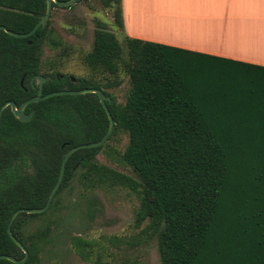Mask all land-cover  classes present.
Returning <instances> with one entry per match:
<instances>
[{
    "label": "trees",
    "instance_id": "trees-1",
    "mask_svg": "<svg viewBox=\"0 0 264 264\" xmlns=\"http://www.w3.org/2000/svg\"><path fill=\"white\" fill-rule=\"evenodd\" d=\"M101 1L114 9L123 30L121 0ZM46 8V0H0V25L28 32ZM47 38V27L27 37L0 30V107L37 95V74L52 76L43 94L103 89L112 97L107 104L115 121L107 140L128 134L122 158L139 179L99 162L103 145L78 149L49 209L21 212L13 221L29 259L0 258V264H39L50 226L28 232L25 219L56 210L59 194L74 178L87 190L135 192L136 225L147 222L143 231L156 238L161 264H264V66L129 36L125 58L116 34L99 22L84 56L92 74L77 78L60 72L56 60L42 61ZM61 42L52 39L55 46ZM120 69L131 82L125 103L106 90L121 84ZM25 112H33L31 120H19L8 106L0 120V254L19 259L25 253L7 231L12 213L45 206L66 151L101 139L109 127L94 92L51 96L29 103ZM73 241L88 257L85 248L92 243L79 236Z\"/></svg>",
    "mask_w": 264,
    "mask_h": 264
},
{
    "label": "rangeland",
    "instance_id": "rangeland-1",
    "mask_svg": "<svg viewBox=\"0 0 264 264\" xmlns=\"http://www.w3.org/2000/svg\"><path fill=\"white\" fill-rule=\"evenodd\" d=\"M113 8L101 0H80L72 5L52 9L48 38L42 47V61H58L57 69L74 77H88L92 69L84 61L94 45L95 30L102 22L118 37L123 56L127 58L125 35L113 17ZM52 39L61 40L53 45ZM98 76H101L98 74ZM119 86L106 90L116 101L125 103L131 89L130 76L120 69ZM129 141L121 131L103 144L99 162L139 179L122 158ZM57 209L39 217H26L25 230L32 232L48 224L50 234L39 264H161L156 238L143 231L147 222L136 225L135 212L139 198L124 187L84 189L74 178L59 194ZM89 240L92 245L83 258L73 237Z\"/></svg>",
    "mask_w": 264,
    "mask_h": 264
},
{
    "label": "crops",
    "instance_id": "crops-1",
    "mask_svg": "<svg viewBox=\"0 0 264 264\" xmlns=\"http://www.w3.org/2000/svg\"><path fill=\"white\" fill-rule=\"evenodd\" d=\"M123 34L264 66V0H121Z\"/></svg>",
    "mask_w": 264,
    "mask_h": 264
},
{
    "label": "water",
    "instance_id": "water-1",
    "mask_svg": "<svg viewBox=\"0 0 264 264\" xmlns=\"http://www.w3.org/2000/svg\"><path fill=\"white\" fill-rule=\"evenodd\" d=\"M47 1V8H46V12L45 14L42 16V18L36 23V25L28 32H17L14 31L12 29H9L8 27H6L5 25H0V30H4L7 33L16 36V37H27L31 34H33L39 27H46L52 9H53V5L54 3L62 6V7H66L69 5L74 4L75 2L79 1V0H46ZM37 79L38 80V85H39V89H38V93L37 95L30 97L29 99H26L25 101L22 102L21 105H17V103L14 100H8L5 103H3L0 107V120H1V116L3 111L5 110V108L9 105L14 113V115L21 121H29L31 120V118L33 117V112L30 113H26L25 112V108L29 103L32 102H37L40 100H44L47 99L51 96H55V95H62V94H84V93H89V92H94L97 93L100 97V101L109 117V127L107 132L104 134V136L97 140V141H92V142H88V143H81L75 146H72L71 148H69L62 160V165H61V171H60V175L59 178L57 180V182L55 183L54 187L52 188L48 201L46 203L45 206L43 207H32V208H27V207H21L18 208L16 211H14L10 217L8 226H7V231L8 234L10 235V237L14 240V242L24 251L25 256L21 259L10 255V254H0V258H5L8 260H11L15 263H25L30 256V252L27 249V247L22 243L21 240H19L17 238V236L14 234L11 226L13 224V221L15 220V218L21 213V212H26V213H42L45 212L46 210L49 209L54 196L59 188V186L61 185V182L63 180L64 174H65V169H66V162L68 160V158L71 156V154H73L75 151H77L78 149L81 148H87V147H97V146H101L103 145L107 139L109 138V136L111 135V133L113 132L114 129V125H115V121L112 115V112L107 104V101H111L112 97L108 94H106L103 89L98 88V87H86V88H82V89H63V90H57V91H52L46 94H43V86H44V82L47 80L52 79V76H44L42 74H37L32 78V82H34V80Z\"/></svg>",
    "mask_w": 264,
    "mask_h": 264
},
{
    "label": "flooded vegetation",
    "instance_id": "flooded-vegetation-1",
    "mask_svg": "<svg viewBox=\"0 0 264 264\" xmlns=\"http://www.w3.org/2000/svg\"><path fill=\"white\" fill-rule=\"evenodd\" d=\"M8 106H9V105H8ZM8 106H7V107H8Z\"/></svg>",
    "mask_w": 264,
    "mask_h": 264
}]
</instances>
